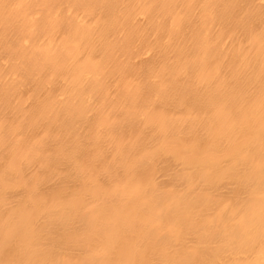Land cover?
<instances>
[{
    "label": "bare ground",
    "instance_id": "bare-ground-1",
    "mask_svg": "<svg viewBox=\"0 0 264 264\" xmlns=\"http://www.w3.org/2000/svg\"><path fill=\"white\" fill-rule=\"evenodd\" d=\"M0 264H264V0H0Z\"/></svg>",
    "mask_w": 264,
    "mask_h": 264
}]
</instances>
